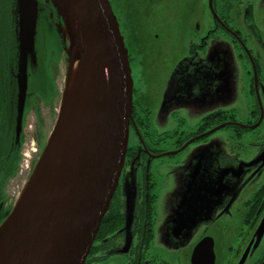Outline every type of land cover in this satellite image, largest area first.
<instances>
[{
	"label": "flooded vegetation",
	"instance_id": "flooded-vegetation-1",
	"mask_svg": "<svg viewBox=\"0 0 264 264\" xmlns=\"http://www.w3.org/2000/svg\"><path fill=\"white\" fill-rule=\"evenodd\" d=\"M9 1L0 0V79L6 101L0 105V143L5 147L4 158L8 166L0 184V223L11 210L51 131L62 87L56 82V67L63 55L55 28L58 17L49 0H39L36 59H26L25 90L21 94L18 76L22 67L18 63L16 28ZM129 2L118 0L130 35L133 33L131 16L136 15L134 27L139 29L138 51L156 46L157 56L161 59H177L171 74L176 70L182 75V68L187 70L186 57L178 54L177 42L163 37L165 33L174 35L178 32L177 47L184 42L181 0ZM260 6L264 9V0ZM208 7L212 12L208 17L207 32L198 36L197 42L190 41L189 44L188 51L193 55L204 50L210 39H219L221 35L228 36L237 46L241 28L233 27L231 22L234 20L235 24L242 25L241 12L246 16L252 8L249 0H208ZM117 21L120 25L118 17ZM156 28L162 37L155 34L154 38L158 40L152 41L149 32ZM262 28L261 38L241 39L244 46L249 41L247 60L250 69L246 71L250 101L246 119L239 120L233 109L214 108L204 115L208 117V124L201 132H194L198 127L189 132L175 127L157 131L154 126L158 112L151 105L161 102L165 93L153 89L145 95L138 94L132 80V117L124 164L84 264H264V26ZM199 29L197 26L194 33ZM128 58L129 61L132 58L129 48ZM161 59H151L153 71L149 82L163 78V73L156 72V67L162 64ZM40 102L46 109V118L41 115ZM29 111H34L36 124L31 141L26 142L24 124ZM131 129L137 137L135 144L129 142ZM212 129L211 133L202 136ZM223 129L228 132L225 146L229 151L224 157L242 166L235 179L232 175L225 176V185L208 175L206 179H199L198 189L197 173L193 174V183L188 177L191 173L178 178L175 171L165 172L160 169L161 165H156V161L163 163L177 158L194 142H205L214 132ZM24 143L28 150L32 144L34 151L30 160L29 154L24 155L22 151ZM246 150H255V154H246ZM240 151L244 155L239 154ZM17 152L19 160L14 172L10 166ZM25 159L28 161L20 162ZM199 192L200 195L216 194L215 204L203 207L208 215L202 222ZM187 210H193L199 219L190 228L176 222ZM184 237L188 240L182 243Z\"/></svg>",
	"mask_w": 264,
	"mask_h": 264
},
{
	"label": "water",
	"instance_id": "water-1",
	"mask_svg": "<svg viewBox=\"0 0 264 264\" xmlns=\"http://www.w3.org/2000/svg\"><path fill=\"white\" fill-rule=\"evenodd\" d=\"M49 1L66 59L64 84L51 131L0 223V264H84L117 186L128 143L133 81L109 0ZM13 4L23 95L25 62L35 58L38 0ZM70 88L71 101L66 98ZM69 101L63 115L64 122L70 121L67 132L42 163L60 107Z\"/></svg>",
	"mask_w": 264,
	"mask_h": 264
},
{
	"label": "rangeland",
	"instance_id": "rangeland-1",
	"mask_svg": "<svg viewBox=\"0 0 264 264\" xmlns=\"http://www.w3.org/2000/svg\"><path fill=\"white\" fill-rule=\"evenodd\" d=\"M249 1L252 7L249 14L245 16V13L241 12L239 17L242 25L238 22L235 24L234 20L231 24L235 28L237 26H239V29L241 28L240 37L242 40L243 37H246L251 41V38L257 39L262 37L264 9L260 6L262 0L260 2L259 0ZM109 2L114 15L120 21L121 35L128 40L127 43H124L132 54L129 66L131 77L134 81V88H136L138 94L142 95L153 89H159V93L161 94L165 93L161 102H155L151 105V108L155 107L158 112L157 117H155V126L157 128L153 125L157 131L168 130L174 127L187 132L194 131L201 122L202 117L210 113L214 108L233 109L239 120L247 118L250 101L247 82L248 72L246 71L250 69L247 60L249 41L248 43H244V46L243 41L239 38L240 40L236 46L228 36L221 35L219 39H210L207 47L204 50H198L194 55L188 51L190 41L197 42L198 36L207 32L208 24L210 23L208 17L212 12L211 8L208 7V0H181L184 42L178 47V32L174 35L171 33L163 35L164 38L177 42L175 45L178 54L184 59L186 57L187 70L182 68V75L178 74L176 70L171 74L172 65L177 59H161L157 56L158 48L156 46H151L144 51H138L140 49V42L138 41L139 29L137 26L134 27L136 15L131 16L133 33L130 35V31L125 25L126 17L120 12L118 0H110ZM129 3L131 4V0ZM243 4L240 6H244ZM139 7L141 6L139 5ZM151 16L154 18L156 14L153 12ZM127 19H130V17H127ZM152 26L154 28V23ZM197 26L200 28V31L194 33V29ZM149 34L152 41H157L160 36L162 37L158 28L151 30ZM155 34H158L157 39L154 38ZM166 42H163V44L167 48L168 43ZM241 52L242 56L240 57L239 54ZM151 59H161L162 64L156 67V72L157 74L163 73L164 76L162 79L157 78L149 82L150 73L153 71L150 65ZM184 59L179 60L183 61ZM56 69V82L58 86L63 87L66 71V59L64 55L60 58ZM190 91L191 96L189 95ZM196 99L204 100L199 102ZM39 107L41 115L46 118V109L41 102L39 103ZM168 110H172L171 113ZM35 124L34 111H29L24 124V132L27 136L25 137L26 142L31 141ZM226 133L228 132L225 129L222 131L217 130L207 138V141L194 142V144L183 150L177 158L163 163L156 161V165H161L160 169L165 172L175 171L178 178L191 173L192 175L190 174L188 177L193 183H195L193 174L197 173L198 189L200 180L206 179L209 177L208 175L219 180L220 184L225 185L226 175H232L233 179H235L237 174L242 170L240 164L236 165L232 160L224 157V155L229 154L228 148L225 146ZM129 142L130 144L137 142L133 129L130 130ZM25 143L22 146V151L24 155L29 154L30 160V154L34 150L31 149V143L29 144V150ZM245 153L253 155L255 154V150H246ZM239 154L244 155V152L240 151ZM25 158L28 159V157ZM27 161L25 159L20 162ZM170 178L176 180L175 176L170 175ZM215 196V193L200 195L199 192L201 222L208 215L203 207H212L215 204ZM176 222L181 227L190 228L195 226L196 222H199V219L193 210H187ZM181 240L184 243L188 239L184 237Z\"/></svg>",
	"mask_w": 264,
	"mask_h": 264
},
{
	"label": "trees",
	"instance_id": "trees-1",
	"mask_svg": "<svg viewBox=\"0 0 264 264\" xmlns=\"http://www.w3.org/2000/svg\"><path fill=\"white\" fill-rule=\"evenodd\" d=\"M13 1L14 0H10L9 1V7H10V13L12 14L13 12V7H14V4H13ZM38 3H39V0H38ZM38 7H39V4H38ZM39 12V11H38ZM12 19H13V23L15 24V19H14V16L12 14ZM37 23H38V16H37ZM15 28H16V24H15ZM36 29H37V24H36ZM15 32L17 33V28L15 30ZM16 36V35H15ZM35 40H36V36H35ZM16 47H17V42H16ZM36 49V44L34 45V51ZM61 49H62V46H61ZM17 52H18V48H17ZM62 52V51H61ZM19 57V56H18ZM36 59V52H35V58L34 60ZM19 59H18V63H19ZM3 84L1 83V79H0V105L2 104H5L4 101L5 100V93L1 91V89L3 88ZM207 124H208V117H204L200 124L197 126L198 128L194 131V132H201L202 130H204L206 127H207ZM4 155H5V147H2V143H0V184L2 183V180L3 178H5V174H6V171H7V164H5V158H4ZM19 160V154L18 152L16 153V157L14 159V162L11 163V168L10 169H14V172L16 171V168H17V161Z\"/></svg>",
	"mask_w": 264,
	"mask_h": 264
},
{
	"label": "bare ground",
	"instance_id": "bare-ground-1",
	"mask_svg": "<svg viewBox=\"0 0 264 264\" xmlns=\"http://www.w3.org/2000/svg\"><path fill=\"white\" fill-rule=\"evenodd\" d=\"M77 65H79V62H76V66ZM71 97H72V90L70 88V90H68L66 98H68L71 101ZM70 101L67 105H65L63 103V105H61V107H60V116H59L58 121L54 127L53 132L49 136L48 148H47L45 155L41 161L42 163H43V161L47 160L53 152H55V150L57 149V147L59 146V144L63 140L65 133L67 132L70 121L64 122V119H63L64 116L63 115H64L65 111L68 109Z\"/></svg>",
	"mask_w": 264,
	"mask_h": 264
}]
</instances>
